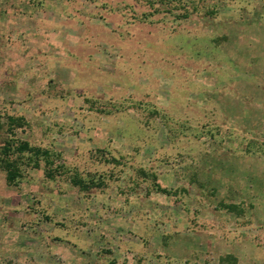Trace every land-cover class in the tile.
I'll return each instance as SVG.
<instances>
[{
  "label": "rangeland",
  "instance_id": "374dc122",
  "mask_svg": "<svg viewBox=\"0 0 264 264\" xmlns=\"http://www.w3.org/2000/svg\"><path fill=\"white\" fill-rule=\"evenodd\" d=\"M263 247L264 0H0V264Z\"/></svg>",
  "mask_w": 264,
  "mask_h": 264
},
{
  "label": "trees",
  "instance_id": "16d2710c",
  "mask_svg": "<svg viewBox=\"0 0 264 264\" xmlns=\"http://www.w3.org/2000/svg\"><path fill=\"white\" fill-rule=\"evenodd\" d=\"M10 120H12L11 117H9ZM16 151L18 152H21V151H29L31 154L32 153H38L40 151V149L36 146H32V145H29L27 141L25 140H18L17 143L14 145L13 147ZM8 147H3V151H2V155H3V162L4 164L2 166H4L5 170H6V173H5V179L7 182H11L12 180H14V178L16 176L19 175V169L16 165V159L14 160L12 157H10V153L8 151ZM44 152H46V150H42ZM72 182L74 184H76L79 188H86L88 187L87 183L79 178V177H76L72 180ZM229 206H232V205H228ZM234 207V206H233ZM236 209V207H234ZM223 257H220V260H222Z\"/></svg>",
  "mask_w": 264,
  "mask_h": 264
},
{
  "label": "crops",
  "instance_id": "0c3cea01",
  "mask_svg": "<svg viewBox=\"0 0 264 264\" xmlns=\"http://www.w3.org/2000/svg\"><path fill=\"white\" fill-rule=\"evenodd\" d=\"M194 245L192 243H190V244H186V245L182 246V252H180V254L187 253V252H192L195 249V246H196V245L195 246ZM262 264H264L263 261H262Z\"/></svg>",
  "mask_w": 264,
  "mask_h": 264
}]
</instances>
